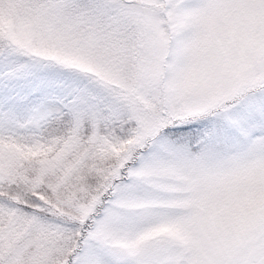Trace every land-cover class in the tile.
Listing matches in <instances>:
<instances>
[{
	"label": "snow or ice",
	"instance_id": "obj_1",
	"mask_svg": "<svg viewBox=\"0 0 264 264\" xmlns=\"http://www.w3.org/2000/svg\"><path fill=\"white\" fill-rule=\"evenodd\" d=\"M0 264H264V0H0Z\"/></svg>",
	"mask_w": 264,
	"mask_h": 264
}]
</instances>
